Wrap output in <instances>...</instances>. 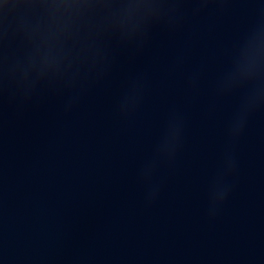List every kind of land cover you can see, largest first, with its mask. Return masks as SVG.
I'll return each instance as SVG.
<instances>
[{
    "label": "water",
    "instance_id": "water-1",
    "mask_svg": "<svg viewBox=\"0 0 264 264\" xmlns=\"http://www.w3.org/2000/svg\"><path fill=\"white\" fill-rule=\"evenodd\" d=\"M0 264H264V0H0Z\"/></svg>",
    "mask_w": 264,
    "mask_h": 264
}]
</instances>
